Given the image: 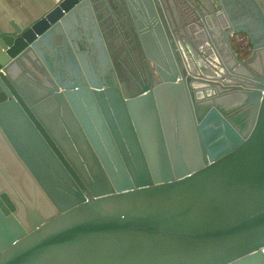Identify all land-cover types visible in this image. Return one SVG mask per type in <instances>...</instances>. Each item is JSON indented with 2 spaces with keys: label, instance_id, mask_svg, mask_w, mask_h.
<instances>
[{
  "label": "water",
  "instance_id": "water-1",
  "mask_svg": "<svg viewBox=\"0 0 264 264\" xmlns=\"http://www.w3.org/2000/svg\"><path fill=\"white\" fill-rule=\"evenodd\" d=\"M263 247L264 0H54L0 23V264Z\"/></svg>",
  "mask_w": 264,
  "mask_h": 264
},
{
  "label": "crops",
  "instance_id": "crops-1",
  "mask_svg": "<svg viewBox=\"0 0 264 264\" xmlns=\"http://www.w3.org/2000/svg\"><path fill=\"white\" fill-rule=\"evenodd\" d=\"M54 0H0V23L33 17ZM146 115V113H143Z\"/></svg>",
  "mask_w": 264,
  "mask_h": 264
},
{
  "label": "built area",
  "instance_id": "built-area-1",
  "mask_svg": "<svg viewBox=\"0 0 264 264\" xmlns=\"http://www.w3.org/2000/svg\"><path fill=\"white\" fill-rule=\"evenodd\" d=\"M262 249H264V247Z\"/></svg>",
  "mask_w": 264,
  "mask_h": 264
}]
</instances>
